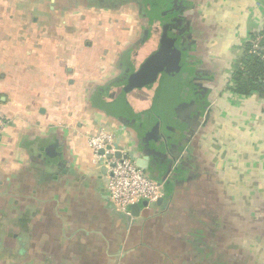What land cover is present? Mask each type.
<instances>
[{"label": "crops", "instance_id": "1", "mask_svg": "<svg viewBox=\"0 0 264 264\" xmlns=\"http://www.w3.org/2000/svg\"><path fill=\"white\" fill-rule=\"evenodd\" d=\"M103 1L0 0V264H264V91L232 81L264 0ZM152 5L168 52L135 77ZM101 128L163 187L133 219Z\"/></svg>", "mask_w": 264, "mask_h": 264}, {"label": "built area", "instance_id": "2", "mask_svg": "<svg viewBox=\"0 0 264 264\" xmlns=\"http://www.w3.org/2000/svg\"><path fill=\"white\" fill-rule=\"evenodd\" d=\"M260 39L256 38L254 50L258 48ZM7 122L5 113L0 109V132ZM89 145L100 166L106 168L107 197L119 213L131 215L132 205L142 201L153 203L162 196V185L150 178L137 165L136 159L123 153L121 157L116 156L119 149L108 130L101 128L93 133L90 136Z\"/></svg>", "mask_w": 264, "mask_h": 264}, {"label": "water", "instance_id": "3", "mask_svg": "<svg viewBox=\"0 0 264 264\" xmlns=\"http://www.w3.org/2000/svg\"><path fill=\"white\" fill-rule=\"evenodd\" d=\"M154 9H156V7L154 6ZM152 13V16L154 18V24H153V28H151V36L146 39L139 47L137 52L135 53L137 57H140V59L138 61H136V68L134 70V76L135 77H140L141 75H145L147 73V69L148 67L151 65V63L153 61H155L156 59L160 58V57H164L165 54L168 52V42L170 41V39L168 38V35L166 33L165 30H163V32H161L160 36H159V31L158 28H156L157 25H161V17L159 15V13L155 10ZM163 29H165V25L162 26ZM154 33H156V37L158 35V37L160 38L159 41V46L154 45ZM153 47V48H150ZM145 77V76H144ZM160 77L158 76L157 79L155 81H153L155 83V85H158L157 81H160L159 79ZM146 80V79H145ZM152 83V84H154ZM147 85H149V83H136L135 86L138 87H146ZM101 152L103 153V150H101ZM117 157H121L122 153L121 151H118L116 153ZM137 165L143 169V171L147 174L146 171V164L143 162H139L137 161ZM103 170L106 171V168L103 167ZM160 197L158 199V201H161ZM143 205H148V201H142L141 202ZM141 203H136L134 205H132L131 207V211L132 214L131 215H127V214H122L124 217L128 218V219H133L135 217V215L138 214V212L140 211V204ZM114 207V206H113Z\"/></svg>", "mask_w": 264, "mask_h": 264}, {"label": "trees", "instance_id": "4", "mask_svg": "<svg viewBox=\"0 0 264 264\" xmlns=\"http://www.w3.org/2000/svg\"><path fill=\"white\" fill-rule=\"evenodd\" d=\"M259 46L254 50V42L259 33L251 36V41L246 44V54L235 70L232 81L234 90L249 94L253 91H264V33H262Z\"/></svg>", "mask_w": 264, "mask_h": 264}, {"label": "rangeland", "instance_id": "5", "mask_svg": "<svg viewBox=\"0 0 264 264\" xmlns=\"http://www.w3.org/2000/svg\"><path fill=\"white\" fill-rule=\"evenodd\" d=\"M137 1V0H136ZM104 3H111V0H106V1H103ZM114 2H116V1H114ZM119 2L120 3H122L123 2V0H119ZM137 2H139V1H137ZM262 35L263 34H260V36H257V37H259V39L260 38H262ZM260 41V40H259ZM259 44V43H258ZM161 62H159V64H160ZM167 63H168V60H165V61H163L162 63H161V65H163V66H165V69L166 70H168V66H167ZM166 80V79H165ZM115 208V207H114ZM116 209V208H115ZM117 210V209H116ZM118 211V210H117Z\"/></svg>", "mask_w": 264, "mask_h": 264}, {"label": "flooded vegetation", "instance_id": "6", "mask_svg": "<svg viewBox=\"0 0 264 264\" xmlns=\"http://www.w3.org/2000/svg\"><path fill=\"white\" fill-rule=\"evenodd\" d=\"M154 6H155V5L150 6V11L153 12V11L156 10L158 13H160V12H159L160 10H158V9H154ZM160 81H161V78H160Z\"/></svg>", "mask_w": 264, "mask_h": 264}]
</instances>
